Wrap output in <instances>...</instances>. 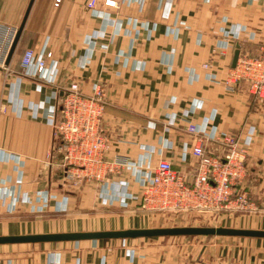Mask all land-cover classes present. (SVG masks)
<instances>
[{"label": "crops", "instance_id": "1", "mask_svg": "<svg viewBox=\"0 0 264 264\" xmlns=\"http://www.w3.org/2000/svg\"><path fill=\"white\" fill-rule=\"evenodd\" d=\"M30 1L0 0V21L20 28ZM90 1L64 0L55 7V0H35L8 59L11 73L0 68V151L16 154L24 163L21 170H15L14 162L0 163V235L146 228L132 224L116 228V209L96 208L105 189L85 183L79 193L68 190L59 169L50 163L52 127L38 106L53 105L54 94H62L74 81L86 94L95 83L106 89L103 124L113 141L110 157L127 156L133 164L146 161L153 166L166 159L191 183L196 159L189 121L209 132L237 136L248 150L244 188L257 201L264 197V100L243 85L232 90L226 84L238 48L253 56L260 52L264 0H117L116 7L96 0L94 10L88 7ZM46 40L53 55L49 64L58 63L55 86L22 77L25 51H39ZM223 151L219 142L207 144L211 156ZM20 178V189L32 202L12 209L2 195L3 181L15 184ZM121 182H127V191L134 196L128 201L130 210L153 215L141 207L136 175L125 170L111 176L110 188L115 190ZM42 191L50 195L47 206L38 200ZM111 197V202H120ZM67 202L63 222L57 210ZM86 210H95L94 215L73 216ZM262 216L232 215L225 226L264 229L262 221L251 219ZM125 217L124 222L135 219ZM96 220L98 227L91 225ZM167 238L173 237L127 240L138 251L133 262L123 240L117 239L0 245L6 247L0 250V264H264L261 238L217 237L229 240L223 243L225 248L218 241L206 248L208 259L200 256V247L170 246ZM230 239L247 242L234 248L236 242ZM55 244L58 252L47 260L44 251Z\"/></svg>", "mask_w": 264, "mask_h": 264}, {"label": "built area", "instance_id": "2", "mask_svg": "<svg viewBox=\"0 0 264 264\" xmlns=\"http://www.w3.org/2000/svg\"><path fill=\"white\" fill-rule=\"evenodd\" d=\"M63 2L55 0V7ZM117 2L106 0L105 5L116 7ZM96 4V0H91L88 7L94 10ZM18 31V27L0 21V68L8 74L11 73L8 59ZM52 57L47 41L39 51L27 49L21 60L22 77L57 85L58 63L52 61L50 65ZM226 84L232 90L243 85L250 94L264 100V43L256 56L247 51L240 52L236 65L229 70ZM53 98V105L46 106V102H42L38 109L45 110L52 127L50 163L59 169L60 178L69 187L95 183L105 189L100 193L104 200L109 201L114 195L128 205L134 196L128 193L127 182H121L112 190L110 180L111 176L130 170L138 178L142 189L140 203L146 212H193L212 216L219 221L232 215H264V197L257 201L244 188L248 177V150L236 135L209 132L206 127L200 128L188 121L192 134L191 152L196 159V174L190 183L166 159L153 166L146 161L133 164L127 156H109L113 141L103 124L107 92L102 84H93L91 93L86 94L74 81L64 88L62 94L56 92ZM209 142L222 144L224 153L218 156L207 154ZM6 161L14 162L15 170H21L24 166L18 155L0 151V163ZM3 182L2 195L5 200H10L12 209H16L20 202H32L20 189L22 178L16 180L15 184H11L10 179ZM37 195L38 200L47 206L50 200L48 192L42 191Z\"/></svg>", "mask_w": 264, "mask_h": 264}, {"label": "rangeland", "instance_id": "3", "mask_svg": "<svg viewBox=\"0 0 264 264\" xmlns=\"http://www.w3.org/2000/svg\"><path fill=\"white\" fill-rule=\"evenodd\" d=\"M238 40H240V39L238 38ZM46 41H48V40H46ZM44 44H45V42H44ZM29 49H31V48H29ZM32 49L35 50V48H32ZM39 49L41 50V48H39ZM243 52H246V50H243ZM15 87H16L15 85H11V88L13 90L16 89V91H17V88H15ZM64 185H66V184H64ZM83 185L84 184H79L76 186L74 185L73 187H69L68 185H66L67 186L66 188L68 190H71L70 188H72L73 190H75L74 192L79 193V191ZM64 188L65 187H63V190H64ZM98 198H99L98 203L100 204V206L96 207V208H98V209H104V208L105 209H116V228H118V227L123 228L129 224L136 225V226L140 225V227L219 226V225L225 226L231 222L229 219H228L229 221L227 220V218H230V217L223 218L219 221V220H214L212 218V216H209L206 214L193 213V212L179 213V214L153 213V215H151V214L144 213L143 211H141V209H138V208H136L134 211L130 210L131 207H129V203H128V205H125L121 201L120 202L117 201L116 204L111 202L110 200L106 201L101 197V194H100V196L98 195ZM93 211H95V210H92L91 212H90V210H86V211H83L80 213H76L75 215H73V214L72 215L73 216L77 215L79 217L87 215L86 217L88 218L89 215H94V214H92V213H94ZM57 212H58L59 216H61V218L59 220L64 222L65 219L67 218L65 215L68 213V202L63 203L61 206H59ZM68 216H70V214ZM125 216H134L135 219L132 218L131 219L132 221L130 223L124 222L122 220H124V218L125 219L128 218ZM235 217H238V216H235ZM254 218H255V220L258 219V220L262 221L263 225H264V216L252 217L251 219H254ZM133 220H136V221H133ZM99 223L100 222L98 220H96L91 225H95L94 227H98ZM58 224H60V222ZM61 224H62V222H61ZM59 227H61V225H59ZM165 240L169 241L168 245L174 246V247H184V248H191V249H193L195 247H200V254H201L200 256L201 257L204 256V259H208L209 251L206 248H209V246H215V245H211V244H214L215 241H218V245L225 248V245L223 243L227 242L229 239H218L217 237H184V238L173 237V238H167ZM230 240H233L234 242H236V243L232 244V247H234V248H238L240 243L245 244L247 242L246 240H239V239H236V241H235V239H230ZM170 241H171V244H170ZM181 241H183V242H181ZM253 242H256V241H253ZM221 244H223V245H221ZM48 246H51V248H53V249H51L50 251L45 250L44 252H45V255L48 257L47 260H49V259L51 260L52 259L51 257L54 256V253L58 252L57 248L59 246L56 244L55 245H48ZM122 247H124L125 252H126L129 260H131L133 262L134 258H136V255H138L137 254L138 251H137L136 247L130 245L127 240L122 242ZM226 247H230V245H228ZM2 248H6V247H0V250H2ZM22 248H24V247H22ZM37 248H41V247H37ZM39 251H41V249ZM59 252H60V250H59ZM29 253H32V252H29ZM6 254L16 255V254H24V253L17 252L14 254V252H12V253L7 252ZM0 255H2L1 251H0ZM3 255H5V254H3ZM191 256H192V254H191ZM185 257H186V255H185ZM52 263L58 264V262H55V263L52 262Z\"/></svg>", "mask_w": 264, "mask_h": 264}, {"label": "water", "instance_id": "4", "mask_svg": "<svg viewBox=\"0 0 264 264\" xmlns=\"http://www.w3.org/2000/svg\"><path fill=\"white\" fill-rule=\"evenodd\" d=\"M35 0H31L25 14L22 25L19 28L15 42L10 52L9 59L12 57L28 16ZM240 56V48L236 50L234 64L236 65ZM165 237H236V238H261L264 239V229L238 228L219 226H173V227H146V228H127L108 231H79V232H59L45 234L28 235H0V245L13 244H41V243H59V242H78L85 240H134L141 238H165Z\"/></svg>", "mask_w": 264, "mask_h": 264}]
</instances>
